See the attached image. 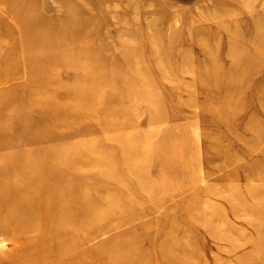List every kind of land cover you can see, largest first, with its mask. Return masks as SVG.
I'll return each instance as SVG.
<instances>
[{"label": "rangeland", "instance_id": "1", "mask_svg": "<svg viewBox=\"0 0 264 264\" xmlns=\"http://www.w3.org/2000/svg\"><path fill=\"white\" fill-rule=\"evenodd\" d=\"M0 264H264V0H0Z\"/></svg>", "mask_w": 264, "mask_h": 264}]
</instances>
